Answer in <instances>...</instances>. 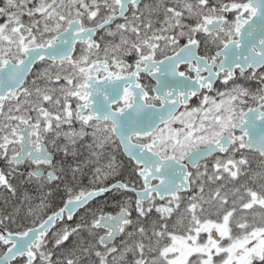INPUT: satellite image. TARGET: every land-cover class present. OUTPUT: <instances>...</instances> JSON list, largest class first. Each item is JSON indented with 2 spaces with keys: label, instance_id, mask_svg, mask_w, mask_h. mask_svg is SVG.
<instances>
[{
  "label": "snow or ice",
  "instance_id": "6c2138e0",
  "mask_svg": "<svg viewBox=\"0 0 264 264\" xmlns=\"http://www.w3.org/2000/svg\"><path fill=\"white\" fill-rule=\"evenodd\" d=\"M0 161V264H264V0H0Z\"/></svg>",
  "mask_w": 264,
  "mask_h": 264
},
{
  "label": "trees",
  "instance_id": "16d2710c",
  "mask_svg": "<svg viewBox=\"0 0 264 264\" xmlns=\"http://www.w3.org/2000/svg\"><path fill=\"white\" fill-rule=\"evenodd\" d=\"M118 159L122 161V163L127 166L128 165V161L126 157H122V156H118ZM3 161H0V167H3ZM22 168V167H21ZM20 168V172H23V169ZM18 174V173H17ZM129 173L127 171V168H125L124 171V175L127 176ZM69 178H70V173H69ZM80 179L83 181L84 184L88 183L89 180V174L87 173V170H85V175L83 177H80ZM25 180L23 179V176H21L18 174V177H15L13 180V184L14 186L17 187L18 192H17V197L22 198L25 189H24V185L23 182ZM63 191V190H62ZM62 191L55 193L54 192V199H53V204H57L59 203V199L58 196L62 193ZM29 194H31V192H29ZM8 198L9 200V206H11L12 203L17 202V198L16 197H11V195L9 193L6 192H0V211L3 210V206H4V199ZM101 206L107 205L105 207V211H115L116 208L114 207L115 205V200L113 198V196L107 195L103 198L98 199L97 201Z\"/></svg>",
  "mask_w": 264,
  "mask_h": 264
},
{
  "label": "flooded vegetation",
  "instance_id": "af4514ba",
  "mask_svg": "<svg viewBox=\"0 0 264 264\" xmlns=\"http://www.w3.org/2000/svg\"><path fill=\"white\" fill-rule=\"evenodd\" d=\"M22 167H23V172H24V173H26L27 171H30V170H31V168H30L28 165H22ZM14 178H15V175H14L13 177L10 178L12 183H13ZM20 178H21V176H20ZM23 179L26 181V179H27L26 175L23 176ZM25 181L23 182V185H24V189H25V191H29V192H31L30 190L33 189V185H32L31 183H25ZM62 190H63V189H62V187H61V188H60L58 191H56L55 193L60 192V191H62ZM0 192H6V190H5L4 188H2V189H0ZM82 211H83V210H82Z\"/></svg>",
  "mask_w": 264,
  "mask_h": 264
},
{
  "label": "rangeland",
  "instance_id": "374dc122",
  "mask_svg": "<svg viewBox=\"0 0 264 264\" xmlns=\"http://www.w3.org/2000/svg\"><path fill=\"white\" fill-rule=\"evenodd\" d=\"M15 177H18V174H16Z\"/></svg>",
  "mask_w": 264,
  "mask_h": 264
},
{
  "label": "water",
  "instance_id": "95a60500",
  "mask_svg": "<svg viewBox=\"0 0 264 264\" xmlns=\"http://www.w3.org/2000/svg\"><path fill=\"white\" fill-rule=\"evenodd\" d=\"M106 195H107V194H106ZM106 195H105V196H106ZM105 196H104V197H105ZM101 198H102V197H101ZM98 199H99V198H98Z\"/></svg>",
  "mask_w": 264,
  "mask_h": 264
}]
</instances>
